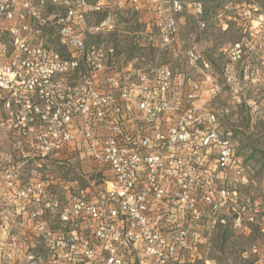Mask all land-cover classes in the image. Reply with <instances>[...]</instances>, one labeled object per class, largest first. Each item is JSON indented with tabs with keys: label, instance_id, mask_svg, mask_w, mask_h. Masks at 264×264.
Instances as JSON below:
<instances>
[{
	"label": "built area",
	"instance_id": "2783aa9c",
	"mask_svg": "<svg viewBox=\"0 0 264 264\" xmlns=\"http://www.w3.org/2000/svg\"><path fill=\"white\" fill-rule=\"evenodd\" d=\"M105 1L0 0V126L29 145L38 167L87 154L105 172L95 188L27 189L36 242L26 246L22 229L0 244V264H182L200 249L201 232L264 233V202L246 192L236 146L219 125L223 110L209 100L218 91L211 63L195 46L174 65L91 42L106 22L88 18ZM141 1L118 6L138 11ZM150 1L164 15L149 22L161 41L183 48L184 3ZM235 8L245 26L222 51L221 86L230 91L264 80L254 67L264 66V13L252 0ZM55 41L60 51L47 44ZM2 177L0 189L21 185L14 167Z\"/></svg>",
	"mask_w": 264,
	"mask_h": 264
},
{
	"label": "rangeland",
	"instance_id": "374dc122",
	"mask_svg": "<svg viewBox=\"0 0 264 264\" xmlns=\"http://www.w3.org/2000/svg\"><path fill=\"white\" fill-rule=\"evenodd\" d=\"M181 1L184 9L176 17V35L183 41L184 49L181 43L170 41L164 44L161 41L162 33L150 23L162 20L164 15L150 0H142L138 11L126 6L120 8L118 0H106L102 12L88 18L89 23L94 25L101 15H106V24L99 37L94 35L90 41L112 45L125 57H144L152 64L172 62L177 65L175 57H180L187 48L195 46L198 53L211 63L214 72L211 80L213 85L218 86L214 98L209 99V93L204 91L203 100L209 99L211 104L223 110L219 125L236 146L237 156L249 181L246 192L256 201L264 202V80L258 84L241 85L236 87V91H230L221 86L220 79L221 68L225 63L222 51L244 37L245 23L237 16L239 11L235 8L243 0ZM218 1L220 6L215 9ZM252 1L260 4L264 11V0ZM1 43L7 47L9 45L6 38H2ZM47 44L56 50L58 48L55 42ZM4 62L5 58L0 57V65ZM254 67L260 76L264 75V66L254 64ZM8 124L12 125L11 122ZM11 130L10 127L7 132L0 126V182L3 180L2 170L14 167L21 185L0 189V244L12 238L19 239L23 229L24 241L30 248L36 242L33 236L34 220L31 219L36 207L26 190L32 189L36 182L48 184L58 195L67 193L66 189L73 190L72 187L76 185L95 188L102 183L105 172L100 163L90 159L87 154L73 156L65 166L48 162L38 167V163L31 158L29 145L12 135ZM262 215L264 217V213ZM252 228L249 234L222 228L210 236L201 232L200 249L193 253V257L185 256L182 264H205L206 261L213 264H264L259 261L264 247V233ZM224 234H227L225 241ZM253 245L258 247V254L252 253Z\"/></svg>",
	"mask_w": 264,
	"mask_h": 264
},
{
	"label": "trees",
	"instance_id": "16d2710c",
	"mask_svg": "<svg viewBox=\"0 0 264 264\" xmlns=\"http://www.w3.org/2000/svg\"><path fill=\"white\" fill-rule=\"evenodd\" d=\"M200 1H202V2H206L207 0H200ZM242 2H247V0H243ZM242 2H241V3H242ZM254 2H255V1H254ZM256 4L261 8L262 12L264 13V11H263L261 5L258 4L257 2H256ZM219 6H220V5H219V1H218V3H216V5L214 6V8L217 9V8H219ZM105 17H106L105 14L101 15V16L96 20V22L94 23V25H96V26L99 25L101 22H103V21L105 20ZM97 37H99V35H97ZM97 37H96V38H97ZM91 42H92V41H91ZM55 44L58 45L57 41H55ZM57 50H60L59 47L57 48ZM98 176H101V175L99 174ZM100 178H101V177H100ZM103 178H104V177H103ZM84 187H85V186L83 185L82 188H84ZM226 238H227V234H224V236H223V240L225 241Z\"/></svg>",
	"mask_w": 264,
	"mask_h": 264
}]
</instances>
